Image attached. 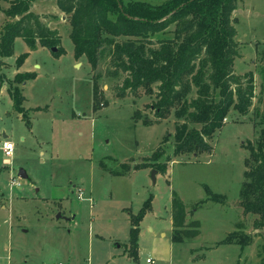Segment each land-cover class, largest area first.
<instances>
[{"label":"rangeland","instance_id":"obj_1","mask_svg":"<svg viewBox=\"0 0 264 264\" xmlns=\"http://www.w3.org/2000/svg\"><path fill=\"white\" fill-rule=\"evenodd\" d=\"M56 1L37 0L28 9L57 30L60 51L38 45L29 52L17 37L13 56L0 58V264H148L147 258L151 264H263L264 228L256 229L258 216L244 212L239 189L248 147L263 127L264 0H238L231 16L233 74L252 73V107L245 115L230 110L209 153L184 155L174 154V110L157 120L155 98L143 89L117 95L125 75L109 76V57L96 70L85 57L75 58L70 17ZM13 2L0 0V37L7 23L19 19L5 14ZM22 54L26 59L18 65ZM24 75L32 79L14 82ZM16 87L25 99L24 120L8 95ZM5 140L14 144L9 158L1 150ZM20 169L27 180L19 178ZM173 193L185 207L186 224L199 222V235L182 244L171 241ZM149 197L152 210L140 224L134 261L125 255L130 218ZM232 232L251 237L250 245L221 244Z\"/></svg>","mask_w":264,"mask_h":264},{"label":"trees","instance_id":"obj_2","mask_svg":"<svg viewBox=\"0 0 264 264\" xmlns=\"http://www.w3.org/2000/svg\"><path fill=\"white\" fill-rule=\"evenodd\" d=\"M35 1L16 0L5 11L19 19L3 27L0 58L13 56L17 37L31 52L38 45L60 51L57 30L48 28L28 9ZM237 3L238 0H167L160 5L140 0L56 1L58 10L70 17L75 58L85 57L96 70L109 57V76L125 75L117 86V95L125 97L143 89L155 98L151 106L157 120L166 119L174 110L175 155L209 153V141L222 128L230 110L245 115L252 107V73L245 77L233 74L237 43L231 16ZM172 26L175 29L168 34ZM26 56L20 55L17 64L21 65ZM100 77L99 73L95 75V83ZM28 79L32 78L24 75L14 82L22 84ZM96 88L95 85L94 101L99 104ZM8 95L14 110L23 118L25 99L19 87L9 88ZM260 123V137L248 147V171L239 189L244 212L258 216L256 229L264 228V100ZM209 194L214 201L223 200L219 194ZM151 200L149 197L138 214L130 218L128 256L134 261L138 259L140 223L151 210ZM171 216L173 243L182 244L199 235V222L186 224L185 207L175 193ZM251 241L248 235L232 232L221 244H238L243 249ZM260 251L264 258V243Z\"/></svg>","mask_w":264,"mask_h":264},{"label":"built area","instance_id":"obj_3","mask_svg":"<svg viewBox=\"0 0 264 264\" xmlns=\"http://www.w3.org/2000/svg\"><path fill=\"white\" fill-rule=\"evenodd\" d=\"M6 141H7V140H5V141H3V142L1 143V150L3 151L4 156H5L6 158H9V157H11L12 154H13L14 147H13L12 149H8V148L4 147V144H5ZM7 142H9V141H7ZM82 195H83V193L80 191V192L78 193V195H77V198H78V199H81V198H82ZM152 262H153V259H151V258H147V259H146V263L151 264ZM58 264H61V263H58Z\"/></svg>","mask_w":264,"mask_h":264},{"label":"water","instance_id":"obj_4","mask_svg":"<svg viewBox=\"0 0 264 264\" xmlns=\"http://www.w3.org/2000/svg\"><path fill=\"white\" fill-rule=\"evenodd\" d=\"M50 49H51L52 53H57L58 52V49L56 47H52ZM155 173H156V171H153L152 174H151V179H152L153 185H155V183H156ZM18 176H19V178L25 179V180H27L29 178L28 174L26 173V171L24 169H20L19 170Z\"/></svg>","mask_w":264,"mask_h":264},{"label":"clouds","instance_id":"obj_5","mask_svg":"<svg viewBox=\"0 0 264 264\" xmlns=\"http://www.w3.org/2000/svg\"><path fill=\"white\" fill-rule=\"evenodd\" d=\"M4 147H6V148H8V149H12L13 147H14V144L13 143H11V142H5V144H4Z\"/></svg>","mask_w":264,"mask_h":264},{"label":"crops","instance_id":"obj_6","mask_svg":"<svg viewBox=\"0 0 264 264\" xmlns=\"http://www.w3.org/2000/svg\"><path fill=\"white\" fill-rule=\"evenodd\" d=\"M29 52H30V51H29ZM22 67H23V66H22ZM22 67H21V70H22ZM22 71H23V70H22ZM24 72H25V71H24ZM27 72H28V71H27ZM151 210H152V209H151ZM151 210H150V212H151ZM141 222H142V221H141ZM140 224H141V223H140ZM171 224H172V218H171ZM161 234H162V232H161ZM164 237H165V236H164ZM138 246H139V245H138ZM139 248H140V247H138V251H139ZM125 255L128 256L127 253H126ZM128 257H129V256H128Z\"/></svg>","mask_w":264,"mask_h":264}]
</instances>
